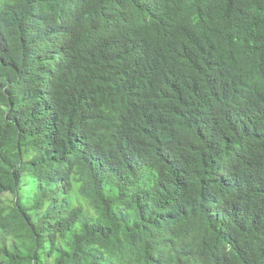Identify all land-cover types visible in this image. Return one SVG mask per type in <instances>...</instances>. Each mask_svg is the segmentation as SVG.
Here are the masks:
<instances>
[{
	"label": "trees",
	"instance_id": "1",
	"mask_svg": "<svg viewBox=\"0 0 264 264\" xmlns=\"http://www.w3.org/2000/svg\"><path fill=\"white\" fill-rule=\"evenodd\" d=\"M0 264H264V0H0Z\"/></svg>",
	"mask_w": 264,
	"mask_h": 264
}]
</instances>
